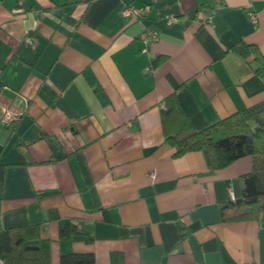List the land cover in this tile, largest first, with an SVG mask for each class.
<instances>
[{
  "label": "crops",
  "instance_id": "1",
  "mask_svg": "<svg viewBox=\"0 0 264 264\" xmlns=\"http://www.w3.org/2000/svg\"><path fill=\"white\" fill-rule=\"evenodd\" d=\"M239 41L264 55V0H0V230L38 225L51 264H264V212L220 213L251 157H175L162 124L172 93L195 130L264 101Z\"/></svg>",
  "mask_w": 264,
  "mask_h": 264
},
{
  "label": "trees",
  "instance_id": "2",
  "mask_svg": "<svg viewBox=\"0 0 264 264\" xmlns=\"http://www.w3.org/2000/svg\"><path fill=\"white\" fill-rule=\"evenodd\" d=\"M229 51L249 58L253 72L264 79V55L255 45L239 41ZM162 59L158 57L153 63ZM167 122L173 128L165 140L174 148L175 157L201 152L211 170L225 168L244 156L251 157V170L239 176L240 197L223 202L220 213L224 222L258 219L264 212V101L195 130L172 93L164 99L162 108V124L165 126ZM3 178V168H0V190ZM77 234L72 223L59 230L60 239ZM0 258L5 264H51L50 242L40 236L38 225L3 229L0 230ZM59 264H94V257L91 253L63 254Z\"/></svg>",
  "mask_w": 264,
  "mask_h": 264
},
{
  "label": "built area",
  "instance_id": "3",
  "mask_svg": "<svg viewBox=\"0 0 264 264\" xmlns=\"http://www.w3.org/2000/svg\"><path fill=\"white\" fill-rule=\"evenodd\" d=\"M149 10H150L149 5H144L141 8H134L130 5H125L121 12H122V15L125 17L141 19L146 16ZM250 19L252 20V22L256 23V16L254 14H250ZM172 20H176V19L172 18ZM142 39L145 43L156 42L158 40V37L154 32L146 31L142 33ZM13 119H14V116L8 110L4 109L1 111L0 113V123L1 124H9ZM0 264H5L4 260L1 258H0Z\"/></svg>",
  "mask_w": 264,
  "mask_h": 264
}]
</instances>
